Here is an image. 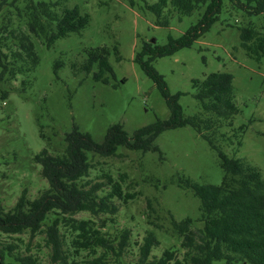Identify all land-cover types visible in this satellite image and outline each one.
<instances>
[{
	"label": "rangeland",
	"instance_id": "rangeland-1",
	"mask_svg": "<svg viewBox=\"0 0 264 264\" xmlns=\"http://www.w3.org/2000/svg\"><path fill=\"white\" fill-rule=\"evenodd\" d=\"M238 1L223 0L218 19L192 46L152 62L168 92L180 93L178 102L185 116H205L196 98L195 79L217 72L233 76L239 112L231 121L223 120L219 130L208 129V134H215L211 138L218 148L204 137L207 129L185 125L163 131L154 142L157 150L120 146L116 156L89 155L93 167L79 184L101 183L100 195L116 188L122 197L113 195L118 206L115 214L79 212L74 217L94 219L110 240H118L123 230H130L121 264H139L140 246L149 231L159 240L150 259L161 257L167 249L183 257L186 249L174 220L191 218L194 230L204 224L201 199L186 181L221 184L225 170L218 150L256 167L264 178V56L258 61L247 55L240 38V28L251 22L261 29L264 15H250ZM139 5L132 6L130 0H65L57 11L78 6L89 15V24L50 46L33 35L36 66L24 76L0 83V207L4 210L13 208L24 190L34 199L48 188L35 156L44 148L62 154L65 136L75 125L102 143L113 125L121 124L132 136L139 128L170 117L166 98L135 58L145 42L163 46L170 36L181 37L202 18L205 7L181 15L169 5L165 10L168 23L159 24L153 11ZM25 6V0H8L0 11V30L7 28L0 36L13 49L16 41L10 31L30 34ZM105 45L111 48L109 82L94 78L98 64L90 72L83 68L87 51ZM61 230L70 246L73 233L63 226ZM2 238L18 243L21 253L33 254L44 264H83L89 258L86 251L71 252L67 263L52 262L45 234L32 240L29 233ZM107 262L119 264L113 255Z\"/></svg>",
	"mask_w": 264,
	"mask_h": 264
},
{
	"label": "trees",
	"instance_id": "trees-1",
	"mask_svg": "<svg viewBox=\"0 0 264 264\" xmlns=\"http://www.w3.org/2000/svg\"><path fill=\"white\" fill-rule=\"evenodd\" d=\"M26 25L30 34H10L15 38V49L4 42L0 36V83L26 75L32 70L38 56L32 36L41 39L50 46L56 39L73 32H80L90 21L86 13L78 6L58 7L65 0H25ZM238 1L239 5L250 15H264V0ZM132 6L141 4L140 8L153 11L158 16L159 24H167L166 8L181 15H190L195 10L205 7L202 18L192 25L181 37H169L168 43L159 46L145 42L143 50L138 52L137 61L161 90L170 109L168 119H157L141 127L132 136L121 124L111 126L102 143H97L89 133L73 130L66 134V148L62 154L54 155L47 148L36 154V161L42 166L41 175L47 179L49 186L36 198L31 199L24 190L13 208L4 210L0 207V260L1 264H44L33 254H23L16 242L2 238L12 235L30 234V240L38 234H45L46 246L50 249L52 262L67 263L71 252L89 255L83 264H107L113 255L121 264L122 256L131 235L125 229L118 240H110L102 227L92 218L77 219L79 212H89L93 216L115 214L118 206L112 200L113 195L122 197L118 189L115 192L100 195L104 187L101 183L79 184L89 176L92 169L90 153L103 157L118 154L120 146L131 150H157L156 138L166 129L185 125L202 131L207 129L204 137L213 142V135L208 129L219 130L223 120L231 121L239 112L234 100L233 76L228 72L211 73L203 80L193 81L196 98L201 103L205 116H185L178 99L180 93L171 95L166 82L153 66L152 62L162 56L171 55L193 43L208 31L218 19L223 8V0H130ZM8 0H0V11ZM166 16V17H165ZM7 28L0 30V34ZM241 46L247 55L258 61L264 56V23L261 29L252 22L240 28ZM117 51V46H115ZM5 50H8L6 52ZM88 59L83 68L90 72L94 64L98 69L94 78L109 82L108 73L113 71L109 57L111 48L101 46L87 51ZM147 56V58H146ZM26 84V80H23ZM6 94H4L3 97ZM245 125L241 130L245 129ZM220 163L225 170L223 181L219 185L198 184L186 181L194 193L201 199L203 226L194 230L191 218L174 220V226L183 237L186 251L182 258L176 256L173 249H167L159 258L150 259L151 252L159 244L155 233L149 231L140 246L139 264H264V178L256 167L244 163L240 158L231 157L218 150ZM112 182L111 176H108ZM73 233L70 246H66V234L61 227ZM22 241L21 238H17ZM29 245L27 249L29 250ZM76 264V262H75Z\"/></svg>",
	"mask_w": 264,
	"mask_h": 264
},
{
	"label": "water",
	"instance_id": "water-1",
	"mask_svg": "<svg viewBox=\"0 0 264 264\" xmlns=\"http://www.w3.org/2000/svg\"><path fill=\"white\" fill-rule=\"evenodd\" d=\"M154 42V41H153ZM0 264H1V260H0Z\"/></svg>",
	"mask_w": 264,
	"mask_h": 264
}]
</instances>
